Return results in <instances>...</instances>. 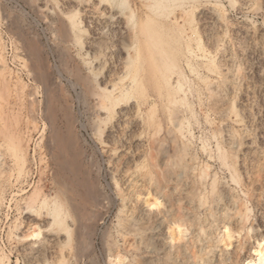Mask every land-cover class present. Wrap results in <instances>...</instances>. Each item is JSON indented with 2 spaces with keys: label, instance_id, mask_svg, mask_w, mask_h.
<instances>
[{
  "label": "rangeland",
  "instance_id": "1",
  "mask_svg": "<svg viewBox=\"0 0 264 264\" xmlns=\"http://www.w3.org/2000/svg\"><path fill=\"white\" fill-rule=\"evenodd\" d=\"M30 43L55 75L67 55V69L101 87H131L101 114L63 79L72 138L101 194L91 230L69 221L71 241L48 229L41 205L68 180ZM53 128L66 133L61 119ZM174 222L185 232L170 243ZM83 230L90 248L78 257ZM261 238L264 0H0V264H243Z\"/></svg>",
  "mask_w": 264,
  "mask_h": 264
},
{
  "label": "bare ground",
  "instance_id": "2",
  "mask_svg": "<svg viewBox=\"0 0 264 264\" xmlns=\"http://www.w3.org/2000/svg\"><path fill=\"white\" fill-rule=\"evenodd\" d=\"M154 7L157 8L156 10L160 9L158 3H156ZM26 50L31 60L30 68L28 67L30 71L29 74L33 81L42 87L44 96L46 98V110L44 108L45 119L51 125V132L54 133V135H51V138H53L51 139L50 145H52L51 148L56 151V153L52 156L53 163L57 170L61 172L68 180V183L67 181L62 182L58 180L60 179L58 176V179L55 180L57 195L53 197L50 202L48 199L44 198L41 201V205L46 209V215L49 218L47 225L48 229L50 231L51 229L64 230L65 234L67 235V241H71L72 231L69 229L68 225H70V223L72 225L77 221L78 223H76L78 224V227H81V230L82 228L84 230H91L92 223L96 217H98L96 210L100 205L101 194L98 191L99 188L97 189V187L90 182L89 178L92 179V177H89L88 172L82 168L81 157L83 153L80 151V149H76L72 138L71 128L74 125L73 121L75 120L73 119L71 106H68L66 94H68L67 96H70V98H72V95L69 93L67 86L63 83V79L67 80L74 91H76L77 87L80 88L84 99H95L94 101L97 100L100 104L98 113L101 114L105 112L107 113L110 107L113 109V107L115 108L120 106L121 101L124 99L123 97L128 93V91H130L131 87L130 85L128 87L116 86V84L110 87H101L99 83H95L94 81H91L88 76H85L81 68L76 67L70 70L67 69L70 59V56L67 55L63 58H59V64L56 66L57 75H55L54 69L50 67L42 57L40 49L36 43H30L27 45ZM57 119H61L66 125V133L64 135H59L56 133V131H54L53 125L56 123ZM233 180L236 182L235 178ZM77 189L81 190V194H78L76 191ZM144 203L150 208V210L158 209L161 205L157 198L151 199L149 198V195L144 198ZM82 206H87L90 208L91 212L83 213ZM89 223L91 224L88 225ZM175 224L176 223L174 222V224L167 227L168 239L170 243L179 240L182 234L185 232L183 229H181V224ZM84 230L82 232H76L78 240L76 255L78 257L88 255V253L85 251L90 248L88 232ZM40 235V229H33L28 237L38 239ZM231 237L232 235L230 231L224 229L222 230L221 235L218 237V242L227 248ZM250 252L251 253L248 259L246 258L243 264H264V238L256 241ZM123 260L124 259L121 261L118 260L115 263L112 262V264L121 263Z\"/></svg>",
  "mask_w": 264,
  "mask_h": 264
}]
</instances>
